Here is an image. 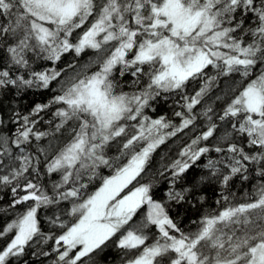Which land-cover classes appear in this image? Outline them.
Segmentation results:
<instances>
[{"label": "snow or ice", "instance_id": "obj_1", "mask_svg": "<svg viewBox=\"0 0 264 264\" xmlns=\"http://www.w3.org/2000/svg\"><path fill=\"white\" fill-rule=\"evenodd\" d=\"M88 50L95 56L80 71L68 75L76 67L71 62L57 67L66 54L80 57ZM233 75L242 86L232 90L219 114L212 106L194 111L221 76ZM125 76L134 78L135 90H123ZM197 79L203 81L199 89L182 96L185 111L174 113L179 125L143 115L161 92H182ZM33 88L55 94L26 115L10 108L5 117L0 111V190H10L11 207L27 205L0 230V238L11 235L0 247V264H19L26 248L49 241L51 252L32 255L55 253L53 264H82L114 237L121 264H264V0H0V95ZM53 106L51 130H38L35 117ZM200 116L206 130L164 169L172 177L168 199L186 201L209 177L223 188L236 177L247 181L254 173L258 179L248 202L206 215L197 231L186 234L166 204L153 199L151 182L140 179L152 153ZM9 124L14 130L3 131ZM129 126L136 129L131 135ZM57 134L67 139L54 146ZM117 138H124L119 156H109ZM210 138L213 144L201 146ZM45 139L48 144L41 145ZM202 157L208 175L175 190ZM103 168L112 174L101 176ZM45 176L57 179L44 184ZM98 177L99 187L89 193ZM145 205L137 223L134 217ZM43 209L53 212L58 234L41 231ZM153 226L158 234L150 236Z\"/></svg>", "mask_w": 264, "mask_h": 264}, {"label": "trees", "instance_id": "obj_2", "mask_svg": "<svg viewBox=\"0 0 264 264\" xmlns=\"http://www.w3.org/2000/svg\"><path fill=\"white\" fill-rule=\"evenodd\" d=\"M74 33V37H75ZM95 53L91 50L86 51L80 57H74V54L69 53L62 57L61 62L57 65L59 68H65L68 63H74L76 65L75 69L68 68L67 74L71 75L73 71H80V66L89 62V59L94 57ZM47 64H38V68L47 67ZM91 70H95L94 68ZM209 74H214V70L209 69ZM121 82L123 84V90L126 92H131L135 90L131 85V81L134 79L131 76L121 77ZM146 80V77H141V85ZM203 81L200 79L190 80L185 89L182 92H161V95L155 100L150 102V107L144 109L143 115L148 116L150 120L158 119L161 116L165 117L167 121H171L174 125H179L181 118L174 115L176 111H185L182 108L184 100L182 96H191L196 90L202 85ZM131 85V86H128ZM240 78L238 75H233L231 77L221 76L218 81V86H215L211 91L204 97L200 105H197L194 109L195 112L199 113L206 106H212L216 113L219 114L221 109L227 102V97L232 95V90L239 89L241 87ZM57 85L54 83L52 89H55ZM52 89H28L20 94H17L15 89H10L7 93L0 95V111L5 113L7 117L8 110L10 108L18 110L21 114H28L36 104L47 103L52 96L55 94ZM227 93V96H225ZM217 96H224L223 100H217ZM55 107L50 110H45L36 116L35 119L38 121L36 128L40 131L51 130V126L47 123L48 121L54 120L53 112ZM215 119V117H214ZM142 120V117L138 118ZM129 125L137 124L136 121L127 122ZM217 123H220L217 120ZM14 125L9 124L7 128L3 129L5 132L14 130ZM138 127V125H137ZM172 129H162L163 133L171 131ZM206 130V120L203 116L198 117L195 124L189 126L181 132H177L175 136L169 137L165 140V143L161 144L151 155L150 164L148 165L143 178L140 179V183L151 182L152 190L151 195L153 199L157 202L166 204L169 216L178 225V227L184 233H193L200 227V221L206 215L213 212H218L223 210L226 206L236 205L239 203L248 202L250 198L254 196L255 186L257 185V177L255 174H251L247 181H242L239 177L234 178L230 182L228 188H223L218 179L215 177H209V179L199 185L194 192L189 194L188 198L184 202L176 203L170 201L167 196V192L173 187L171 184L172 177L169 172L164 171L165 167L169 165L174 159L178 158V153L182 147L189 144L192 139L199 135L202 131ZM136 129L131 126L128 127L127 132L129 135L133 134ZM223 131V125L216 135H219ZM59 136V140L53 141V145L62 144L67 139L66 136ZM48 139H51L49 137ZM48 139L39 142L41 145H47ZM124 138H117L116 141L112 143V146L107 150L109 156H119L118 148L121 141ZM36 142L33 141V144ZM143 143V142H141ZM213 144V139L210 138L209 141H202L201 146ZM212 157H218L219 154L211 152L209 154ZM206 157H202L197 165L193 166L185 174L184 179L178 181L174 187L175 190L179 191L182 188L189 186L196 182V180L201 175H208L206 169L203 168V164L206 163ZM112 169L103 168L100 172L101 176L111 175ZM164 172V175H160ZM50 179H57L53 176L51 178L45 176L43 178L44 184L50 185ZM87 178L85 177V181ZM135 182V181H134ZM100 178H96L89 184L87 191L89 193L94 192L100 185ZM227 195L229 197L228 201L223 199V196ZM13 197L10 190L4 189L0 190V230H3L8 223H11L18 215L26 209L27 205H17L11 207ZM219 201V203H217ZM145 206L142 207L137 215L143 212ZM53 212L48 209L38 210L39 227L41 231L46 234H51L53 232L59 233L60 229L53 227L50 222V217H52ZM137 217H134V220ZM65 219L66 223L71 222V218L62 217ZM178 235V233H177ZM11 239V235L4 238H0V247L6 245V243ZM53 243L51 241L45 245L33 244L31 247L26 248L25 255L20 258L19 264H53V259L55 258V253L48 257L41 255L33 256V252L39 253L42 250L51 252ZM122 250L115 246V237L107 242V246L103 248L102 251L97 250L92 253L89 258L85 260L88 264H121ZM89 259V261H88ZM16 264V261H13Z\"/></svg>", "mask_w": 264, "mask_h": 264}, {"label": "rangeland", "instance_id": "obj_3", "mask_svg": "<svg viewBox=\"0 0 264 264\" xmlns=\"http://www.w3.org/2000/svg\"><path fill=\"white\" fill-rule=\"evenodd\" d=\"M78 31H80V30H78ZM128 86H131V85H129L128 84ZM136 182H133V184H135ZM133 187V185H129V188H132ZM128 191V189H126L125 190V193ZM146 212H147V206L145 205V208H144V210H143V212H141V213H139L136 217V219H135V221L137 222V223H139L143 218H144V215L146 214ZM16 219V218H15ZM158 234V229H156L154 226L153 227H151L150 228V230H149V235L150 236H154V235H157ZM149 242H151V241H149ZM34 244V243H33ZM87 258H89V257H85L84 259L86 260ZM83 261L82 262V264H88L86 261ZM88 261H89V259H88Z\"/></svg>", "mask_w": 264, "mask_h": 264}]
</instances>
